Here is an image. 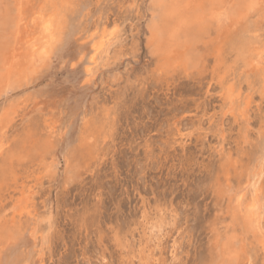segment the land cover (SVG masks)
Masks as SVG:
<instances>
[{
	"label": "rangeland",
	"instance_id": "1",
	"mask_svg": "<svg viewBox=\"0 0 264 264\" xmlns=\"http://www.w3.org/2000/svg\"><path fill=\"white\" fill-rule=\"evenodd\" d=\"M14 1L2 0L8 7L2 3L1 9L17 16ZM40 1L45 0L31 4ZM148 2L67 0L62 37L40 63L21 74L19 87L0 96V118L12 107L18 110L0 153V231L7 237L5 229L16 230L15 237L2 243L0 264H141L128 258L115 234L124 244L139 245L143 214H155L158 206L168 207L165 211L176 223L169 226L152 264H212L217 237L230 233L234 203L229 200L264 155V92L256 80L255 86L248 84L240 56L215 26L206 42L198 44L197 57L202 58L193 66L197 68L186 71L180 65L160 71L157 56L149 50ZM28 5L22 11L23 51L30 48L24 32L31 27ZM256 14L248 19L254 29L250 34L264 40V12ZM115 26L123 36L115 46L118 52L114 49V59L88 80L94 42ZM227 83L240 84L243 95L251 97L246 142L241 138L245 123L223 96ZM106 124L109 131L103 138L99 131ZM68 154L72 159L67 173ZM24 184L32 192H21ZM27 204L32 213L26 208L21 212ZM49 213L53 227L49 245H42L30 235L31 223ZM257 240L253 235L245 238L251 261L246 264H264ZM175 244L176 260L171 255Z\"/></svg>",
	"mask_w": 264,
	"mask_h": 264
},
{
	"label": "bare ground",
	"instance_id": "2",
	"mask_svg": "<svg viewBox=\"0 0 264 264\" xmlns=\"http://www.w3.org/2000/svg\"><path fill=\"white\" fill-rule=\"evenodd\" d=\"M4 1H6V0H4ZM32 1L33 0H15L14 2H16V3L14 5L17 6L16 8L18 10V13L15 12V14L17 13V16L16 15L12 16L10 11L9 12H7L8 10L6 11V9L8 7L7 3L2 2V0H0V96L2 94L6 93L9 89H11L13 87L14 88L19 87L21 85L22 79H23V76H21V74L26 72L27 68L32 69L35 64L40 63V61H42V59L50 53L53 46L62 37L61 34H62V30L64 28V22H65L64 20H65V16H66V11L68 9L67 0H45L44 2L40 1L42 3L31 4ZM147 1L150 2L149 7H148V10L150 12L147 10L148 11L147 13H150V17L148 18L149 21H148V24L146 27V28H148V31H149L148 33L150 36L149 37V47H150L149 50L151 53H153V55L155 54L157 56V58L159 60V65H158L159 68L158 69L160 71L167 70V69H168V71H170L169 68L175 69V68L179 67L180 65L184 66L183 68H185V69H183V70H186L188 68H189L188 70H190L191 69L190 67L197 66L199 64V61H201V60L198 61V58L199 57L202 58L201 54H200L201 56L197 57V54L201 53V51L198 52V48H199L198 44L200 42L205 41L203 39H205L206 36L208 37V35L211 32L212 27L215 26L216 30L220 32L218 34L224 35L227 38L230 45H232L234 50L237 51L236 55L240 56V60L242 61L243 67H244L245 71L247 72V74H246L247 79L246 80L249 82L248 84L255 86L254 80H256L261 87V91L264 92V40L263 39L262 40L257 39L256 37H254L253 35L250 34L251 30H252V26L250 25L249 20H248L252 15H254L256 13L260 14L261 11L264 12V0H147ZM142 2H143V0H142ZM2 3H5L7 6L6 8H4L5 10L1 9ZM27 5L31 6V8H32V10L30 12L31 20L29 19L30 20L29 24L31 27H30V29L28 28V29L24 30V32L27 33L25 35L28 36V38H29L27 40L29 42L30 48L28 51H26V50L23 51L25 47H24V43L22 42V32H23L22 27H23V21L25 19V13H23L22 11L24 9V6H27ZM9 6H10V1H9ZM13 8H15V7H13ZM145 12H146V10H145ZM262 16H264V15L262 14ZM142 18H143V16H142ZM254 18H255V16H254ZM254 20H255V22L257 21L256 19H254ZM260 20L261 19H259L258 22H260V25H261L262 23ZM252 22H253V20H252ZM258 22H256V23H258ZM263 22H264V20H263ZM118 26H119V24H118ZM258 26L259 25L257 24V27ZM259 27H261V26H259ZM82 28H84V27H82ZM115 28L118 29V31L116 33H113L112 29L109 30V32H107L105 29L102 32V34L99 36V38L94 42V46H93L94 52L90 58V64L87 66V76L86 77H88V80L93 78V76L97 73V71L100 69V67L104 66L105 64H108V61L111 60V56L113 55L112 51L115 49V46L121 41V37H123V36L121 35L119 28L117 26H115ZM253 30H252V32H253ZM255 31H256V29H255ZM255 31H254V33H255ZM257 31H258V29H257ZM122 33H124V32H122ZM258 35H259V33H258ZM217 37H218V35H217ZM126 38H127V35H126ZM260 38H262V37H260ZM215 39H216V37H215ZM212 41H216V40H212ZM207 43H208V40H207ZM119 45H120V43H119ZM119 47H117V48H119ZM134 50H136V49H134ZM116 51L115 52L113 51V52L116 54L118 52V51L117 52ZM214 53H217V52L216 51L213 52L212 55ZM220 56H221V52H220L219 57ZM235 59H237V58H235ZM214 61H215V59H214ZM216 62L217 61H215V63ZM219 62H223V61L220 60ZM200 64H201V62H200ZM105 66H107V65H105ZM215 66L216 65H214V67ZM219 66H221V64H219ZM197 67H195V68H197ZM29 82H31V81L29 80ZM220 82L224 85L223 77L220 78ZM243 94H244L243 89H242V86L240 84L237 86V85L232 84V83H227L225 86V92H224L223 96H225L224 98H225V100H227V104H229V108L232 111V113L233 112L236 113L235 115L238 114L242 118L243 122L245 123L246 127L244 128V132H243L241 138L243 137L244 141L246 142V139L248 137L249 127H250L249 122H248V118H249L248 104L250 102L251 97H249V94H247L245 96ZM222 99H223V97H222ZM229 108H226V109H229ZM17 111L18 110H16L14 107H12V109L8 111V113L6 114L4 119L0 118V153H1L2 147L4 145V140L6 138L7 129L9 127L10 123L15 122L16 117H17V114H16ZM84 120H85V118H84ZM109 120H110V115H107L106 123H109ZM85 121H84V123H85ZM87 121L89 124V120H87ZM237 123H238V121H237ZM239 123H240V121H239ZM200 124L201 123H199V125ZM100 125H101V123H100ZM84 126H85V124H84ZM107 126L108 125L106 124V128L101 127V129H100L101 131H99V135L103 136V138H104V135H106L107 131H109V130H107ZM188 126L190 127V124ZM263 126H264V124H263ZM96 130H97V128H96ZM262 130H263V128H262ZM10 134H9V138H10ZM31 134H32V132H31ZM81 135H82V133H81ZM181 135L184 136L185 134L181 133ZM90 136H89V140H90ZM94 136H95V134H94ZM254 136H256V135H254ZM31 137H33V136L31 135ZM9 138H7V139H9ZM92 140H95V138L91 139L90 141H92ZM29 143H30V140H29ZM99 143H100V141H99ZM89 144H92V143L89 142ZM21 145H23V144H21ZM92 145H94V144H92ZM28 148H30V147H28ZM94 148L96 149L95 146H94ZM92 151H93V149H92ZM72 152H73V150H72ZM70 153H71V151H70ZM69 154L66 157L67 158V170H68L67 173L70 172V170H71L70 169V157L72 159V156H69ZM28 155H29V153H28ZM70 155H72V154H70ZM97 158H98V154H97ZM13 160H14V158H13ZM77 160H79L78 157H77ZM237 160H239V159H237ZM257 160H258V158H257ZM246 162H247V160H246ZM239 163H237V164H239ZM51 165H53V162L51 163ZM255 165L256 164H254V166ZM241 166H242V164H241ZM241 166H240V168H241ZM75 167H76V165H75ZM85 167H87V166H85ZM252 167H253V164H252ZM219 169H220V167H219ZM225 169H226V167H225ZM245 169L246 168H244V170ZM222 170H224V169H222ZM240 171L242 172L243 170L241 169ZM55 172H56V170H55ZM244 173H245V171H244ZM226 175H227V171H226ZM244 175H245V177H244L245 182H244V184L242 183L243 185L241 184L242 186L239 185V188H237V191L234 194V196L232 197L231 194L230 195L228 194L229 196L232 197L231 200H229V201H231L232 204L234 203L233 210H232V212L230 211V213H231L230 215L232 216V221H231L232 224L230 226L227 224L228 227L226 226L228 228V232H230V233L227 232L228 234L225 235V237H223V238L220 234H219L220 236L217 237V241L215 243V246H216L215 251L216 252H215L214 256L212 254V260H211L212 264H239L244 259H245L244 264L251 262L249 256L246 257L248 250H246V243L247 242H245V238L248 235H250V236L253 235V237H255L256 240L258 239L260 241L263 249H264V183H263L264 155L262 156L260 162L258 163V166H255L251 170H248V172H246V174H244ZM67 176H68V174H67ZM240 176L242 177V174ZM15 179H16V177H15ZM213 179H214V177H213ZM223 179H224V177H223ZM238 179H240V177ZM221 180H222V178H221ZM224 180H223V182H224ZM226 180H227V177H226ZM228 180H229V178H228ZM226 182H224V183H226ZM237 182H239V181H237ZM221 184H222V181H221ZM19 187H21V186H19ZM19 189L21 192L27 193V194L29 191H31V187H28V184L22 185V187ZM215 189H217V187ZM225 189L227 190V188H225ZM218 190H220V186H219ZM233 191H235V187H234ZM31 196L27 195V197H28V199H30V201L32 200ZM253 196H255V199H253ZM28 199H27V201H28ZM25 208L27 209L28 213H32V211L29 210L28 204L21 208V212H23V209H25ZM166 209L158 206L156 209V213L152 214V215H149L147 212L145 214H143V212H142L143 220L141 219L142 221L140 224H141L142 231H143V241L139 245H135L134 243L127 245L126 242L124 244L122 242L123 239L122 240L120 239V235L118 233L115 234V238L118 241V246L122 250H125V251L127 250L128 258L130 260L133 258H138V260L140 261L141 264H152L153 260L155 261V258H156L154 256L155 251L162 244L164 236L168 233L169 226L173 227L176 223L175 218L166 213V211H165ZM226 214H227V211H226ZM140 216H142V215H140ZM231 216H229V218ZM1 218L2 217L0 216V221H1L0 226L3 225V224H1L3 221V220H1ZM227 221H229V220H227ZM28 222H29V220H28ZM9 225H11V224H9ZM24 225H25V223H24ZM27 226H30V224ZM52 227H53L52 214L49 213L48 215H45L41 219H39V218L36 219L33 224L31 223L30 235L33 237V240L39 239L42 242V245H44L48 242ZM5 230L8 231L7 237H5L6 235L4 236V234H5V233L3 234L4 231H2V232L0 231L2 233V234H0V253H1L2 247H3L2 243L5 242L6 240H9L10 238L16 236L15 235L16 230L14 229V227L12 229L8 227ZM223 231H225V230H223ZM56 234H57V232H56ZM3 237H5V238H3ZM131 241H134V240L132 239ZM249 241H251V240H249ZM47 244L49 245V243H47ZM176 245L177 244L174 245V248L171 252L172 259H175V260H176V252L175 251L179 248ZM253 245H254V243H253ZM255 246H256V244H255ZM249 249H251V248H249ZM257 251H258V249H257ZM49 252H50V250H49ZM180 253H181V250H180ZM120 255H121V253H120ZM258 255H259V253H258ZM123 256H125V254H123ZM181 256H182V254H181ZM120 258H121V256H120ZM102 259H103V257H102ZM129 259H128V261H129ZM42 261H43V259H42ZM102 261H104V260H102ZM170 261H172V260H170ZM97 264H98V262H97Z\"/></svg>",
	"mask_w": 264,
	"mask_h": 264
},
{
	"label": "snow or ice",
	"instance_id": "3",
	"mask_svg": "<svg viewBox=\"0 0 264 264\" xmlns=\"http://www.w3.org/2000/svg\"><path fill=\"white\" fill-rule=\"evenodd\" d=\"M112 31H113V33H116V32L118 31V29L114 27V28L112 29ZM253 199H255V196H253Z\"/></svg>",
	"mask_w": 264,
	"mask_h": 264
}]
</instances>
